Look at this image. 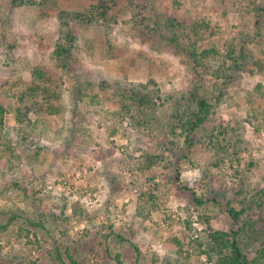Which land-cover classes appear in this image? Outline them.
<instances>
[{
    "label": "rangeland",
    "instance_id": "obj_1",
    "mask_svg": "<svg viewBox=\"0 0 264 264\" xmlns=\"http://www.w3.org/2000/svg\"><path fill=\"white\" fill-rule=\"evenodd\" d=\"M15 1L0 0V264H70L66 249L76 264H213L209 235L232 227L264 264V0H136L107 26L73 17L97 0ZM233 43L252 57L240 69ZM40 76L41 104L17 113ZM190 92L212 109L187 136Z\"/></svg>",
    "mask_w": 264,
    "mask_h": 264
},
{
    "label": "trees",
    "instance_id": "obj_2",
    "mask_svg": "<svg viewBox=\"0 0 264 264\" xmlns=\"http://www.w3.org/2000/svg\"><path fill=\"white\" fill-rule=\"evenodd\" d=\"M27 1L29 2L31 0H27ZM135 1L136 0H97L96 4H93L90 6L89 13L81 15L80 13L77 12L73 15V17L76 20L82 17V20L86 24L97 23V24H101L102 26L103 25L107 26L108 24H111L112 22L110 21L111 19L109 17L112 16L113 13L115 14L116 12H118L119 8L121 7L123 3H128L131 5V4H134ZM13 2H16V1L13 0ZM168 24H169V27L175 28L174 25H172V23L168 22ZM199 26L207 27V24L206 22H202L198 24V27ZM75 42H76V37L74 36V34L71 33L70 31H66L62 40H58L56 42V47L54 51L58 57L63 56V58L65 59L66 56L70 55V53L72 52L75 46ZM170 42L172 44L177 45L178 42H177L175 33H173V36L170 37ZM233 46L235 47L236 45L233 43V45L231 46L232 48L226 49L225 56H226V59L229 58L233 61V63L236 66V69H240L241 64L237 63L238 58L249 59L252 57L248 54L245 45H243L242 43H240L239 45L238 55L235 49L236 47L233 48ZM185 50L187 51V49ZM189 54L191 56H194L195 54L194 50L189 51ZM193 59L195 60V58ZM253 62H255L256 64L259 63L261 65V63L258 60H253ZM37 78L38 79L32 78L30 85L27 86L23 90V92L19 94L20 100L16 101L15 103V110L17 111V113L26 114V112H29L30 110L35 111L38 105L41 104V102L39 101V98L44 88L38 87L37 83L38 82L44 83L46 82V79L49 80L48 82H51V80L49 78H46L45 76L43 77L40 76ZM229 78H231V76H229L228 79ZM101 88H103V85L101 86ZM39 89H42V90L39 91ZM50 91L51 89L45 90V97L43 100V102H46L44 103L45 106L48 105L47 104V102H49L48 96L50 95L48 93ZM218 94L219 96H221L223 95V92L219 91ZM198 95L199 94L197 92H190L191 98L189 99V101L191 102V100H194L198 110L192 113V115L194 116V119H192V121L189 122V130H188L187 136H192L194 134L197 126L201 124L207 118V116L209 115L212 109L210 102L205 97H202V95L201 97ZM140 96H142L140 97L141 102L142 100L149 101L147 97H144L143 95H140ZM177 178H178V175H177ZM197 202L199 203L200 199H197ZM227 213L232 220V226L239 225L243 210L237 209L235 207L228 205ZM254 225L256 226V221ZM0 226H4V225H0ZM239 233L240 231H238V229H235L234 227H232L229 232L217 231L209 235L208 242H209L210 247L213 248V250H215L216 252H218L216 260L214 261L213 264H251V261L248 259L246 253H244L242 250L239 237H238ZM117 237L122 238V236L120 235H117ZM133 247L135 251L138 253L139 252L138 247L137 246H133ZM55 250H56L57 258L61 260L59 249L56 247ZM66 255H67L66 258L70 262V264H76V262L73 259L72 254L69 253L68 249H66ZM263 256H264V251H263ZM115 258L118 264H122V261L119 259L120 258L119 254H116ZM61 263L63 264L64 262L62 261Z\"/></svg>",
    "mask_w": 264,
    "mask_h": 264
}]
</instances>
